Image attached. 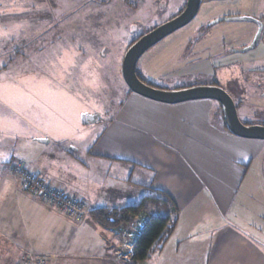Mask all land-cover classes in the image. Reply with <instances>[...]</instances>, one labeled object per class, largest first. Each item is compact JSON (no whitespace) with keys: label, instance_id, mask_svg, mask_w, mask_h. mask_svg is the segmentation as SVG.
Wrapping results in <instances>:
<instances>
[{"label":"rangeland","instance_id":"1","mask_svg":"<svg viewBox=\"0 0 264 264\" xmlns=\"http://www.w3.org/2000/svg\"><path fill=\"white\" fill-rule=\"evenodd\" d=\"M185 3L186 0H0V145H6L7 154L12 149L15 152L5 180L24 192L13 177L14 167L35 170L33 159L50 157L55 140L62 143L55 157L49 159L53 165L63 159L71 167L72 158L68 157L82 159L119 102L126 103L123 91L126 93L128 88L120 73L125 51L141 35L178 15ZM263 9L264 0H202L196 17L187 26L142 55L138 75L168 91L196 85L219 86L232 97L240 121L264 126ZM37 94L47 96L46 108L37 107L33 97ZM46 139L54 141H49L47 147L40 143ZM101 140L107 141L103 135ZM263 153L264 150L258 159ZM245 231L264 249V240L257 237V232ZM186 234L187 230H180L182 238ZM118 235L113 236L122 237ZM182 243L176 253L171 252L173 258L162 257L156 264H208L209 248L220 247L200 243L198 254L193 255L192 243L188 239ZM127 249L123 239L113 254L117 250L126 253ZM26 256L40 262L49 259L32 253ZM154 263L153 257L150 264Z\"/></svg>","mask_w":264,"mask_h":264},{"label":"crops","instance_id":"2","mask_svg":"<svg viewBox=\"0 0 264 264\" xmlns=\"http://www.w3.org/2000/svg\"><path fill=\"white\" fill-rule=\"evenodd\" d=\"M123 92L126 103L119 102L82 159L68 157L71 167L63 159L53 165L49 159L62 143L55 140L50 157L35 156L32 161L38 176L81 199L88 212L137 206L149 211L154 206L150 199L166 194L177 212L173 230L159 251L136 264H150L153 257L154 264L162 257L173 258L171 252L176 253L184 239L192 243L193 255L200 243L220 246L209 248L208 264H264L262 243L245 231H255L264 240V153L258 159L264 141L228 132L216 101L165 104L128 89ZM33 97L39 109L46 108L47 96ZM46 140L40 143L54 141ZM5 148L0 145V264H18L28 253L47 255L44 264H130L113 254L123 237L116 238L88 214L81 222L66 219L5 180L15 160L13 149L7 154ZM180 230H187L185 237Z\"/></svg>","mask_w":264,"mask_h":264},{"label":"water","instance_id":"3","mask_svg":"<svg viewBox=\"0 0 264 264\" xmlns=\"http://www.w3.org/2000/svg\"><path fill=\"white\" fill-rule=\"evenodd\" d=\"M201 4L202 0H186L184 9L178 15L137 38L127 48L122 58L120 67L122 81L131 93L159 103L177 104L202 99L216 101L221 107L228 132L240 138L264 141V126L242 123L235 102L221 87L198 85L168 91L147 85L136 74V65L141 56L165 37L187 26L196 17Z\"/></svg>","mask_w":264,"mask_h":264},{"label":"trees","instance_id":"4","mask_svg":"<svg viewBox=\"0 0 264 264\" xmlns=\"http://www.w3.org/2000/svg\"><path fill=\"white\" fill-rule=\"evenodd\" d=\"M137 76L142 82L155 87ZM156 195L150 199L154 206L149 211L144 206H137L122 210L99 208L87 213L103 229L126 232L133 251L130 264L145 261L152 253L159 251L175 225L177 212L173 202L162 192ZM135 225H141V228L133 230L131 227Z\"/></svg>","mask_w":264,"mask_h":264},{"label":"built area","instance_id":"5","mask_svg":"<svg viewBox=\"0 0 264 264\" xmlns=\"http://www.w3.org/2000/svg\"><path fill=\"white\" fill-rule=\"evenodd\" d=\"M13 177L19 180L20 187L30 196L42 200L46 206L56 208L63 214L74 220L75 222H81L88 213L87 206L81 201V199L71 196L63 191L57 190L52 187L48 182L41 179L38 174L33 170H24L21 167H14ZM140 229L141 225H135L131 228L133 230ZM132 230V231H133ZM113 235L121 234L126 241L127 252L123 253L117 250L115 256L117 259H123L130 262L133 251L132 246L127 240L125 231L113 230ZM22 262L19 264H44V260L32 259L29 256H24Z\"/></svg>","mask_w":264,"mask_h":264},{"label":"flooded vegetation","instance_id":"6","mask_svg":"<svg viewBox=\"0 0 264 264\" xmlns=\"http://www.w3.org/2000/svg\"><path fill=\"white\" fill-rule=\"evenodd\" d=\"M173 18V17H172Z\"/></svg>","mask_w":264,"mask_h":264}]
</instances>
